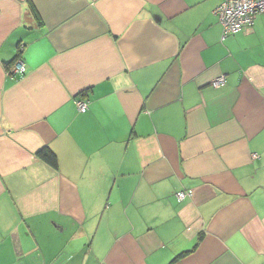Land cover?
Listing matches in <instances>:
<instances>
[{
	"label": "crops",
	"instance_id": "0c3cea01",
	"mask_svg": "<svg viewBox=\"0 0 264 264\" xmlns=\"http://www.w3.org/2000/svg\"><path fill=\"white\" fill-rule=\"evenodd\" d=\"M222 1L0 0V264H264V13Z\"/></svg>",
	"mask_w": 264,
	"mask_h": 264
},
{
	"label": "built area",
	"instance_id": "2783aa9c",
	"mask_svg": "<svg viewBox=\"0 0 264 264\" xmlns=\"http://www.w3.org/2000/svg\"><path fill=\"white\" fill-rule=\"evenodd\" d=\"M264 13V0H223L213 11L218 17L222 27V38L239 31L246 30L253 25L258 14ZM19 50V49H18ZM20 51V50H19ZM11 73L23 74L25 66L23 61L17 57L10 67ZM225 84V76L216 77L211 85L219 88ZM77 110L84 113L87 109V102L84 99H76ZM257 154H252V158H257ZM190 191L182 190L175 193L177 202L183 201Z\"/></svg>",
	"mask_w": 264,
	"mask_h": 264
},
{
	"label": "trees",
	"instance_id": "16d2710c",
	"mask_svg": "<svg viewBox=\"0 0 264 264\" xmlns=\"http://www.w3.org/2000/svg\"><path fill=\"white\" fill-rule=\"evenodd\" d=\"M20 51L18 50V53L15 55L13 61L19 57ZM38 156L48 165H50L52 168H57V158L56 155L47 147H43L38 150Z\"/></svg>",
	"mask_w": 264,
	"mask_h": 264
}]
</instances>
